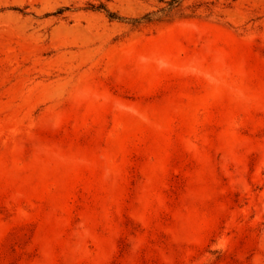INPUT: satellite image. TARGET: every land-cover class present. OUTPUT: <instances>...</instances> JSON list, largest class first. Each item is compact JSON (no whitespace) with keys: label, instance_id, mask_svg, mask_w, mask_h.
Returning <instances> with one entry per match:
<instances>
[{"label":"rangeland","instance_id":"1","mask_svg":"<svg viewBox=\"0 0 264 264\" xmlns=\"http://www.w3.org/2000/svg\"><path fill=\"white\" fill-rule=\"evenodd\" d=\"M0 264H264V0H0Z\"/></svg>","mask_w":264,"mask_h":264},{"label":"trees","instance_id":"2","mask_svg":"<svg viewBox=\"0 0 264 264\" xmlns=\"http://www.w3.org/2000/svg\"><path fill=\"white\" fill-rule=\"evenodd\" d=\"M92 7V6H91ZM93 8V7H92ZM94 9V8H93ZM95 9H103L101 6H98L97 8H95ZM14 10H16V9H14ZM109 17L110 18H113V16H111V15H109Z\"/></svg>","mask_w":264,"mask_h":264}]
</instances>
